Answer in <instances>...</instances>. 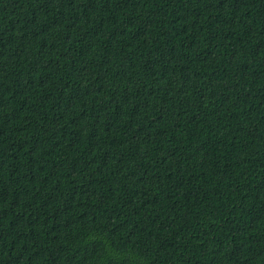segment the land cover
<instances>
[{
  "label": "trees",
  "instance_id": "16d2710c",
  "mask_svg": "<svg viewBox=\"0 0 264 264\" xmlns=\"http://www.w3.org/2000/svg\"><path fill=\"white\" fill-rule=\"evenodd\" d=\"M0 264H264V0H0Z\"/></svg>",
  "mask_w": 264,
  "mask_h": 264
}]
</instances>
